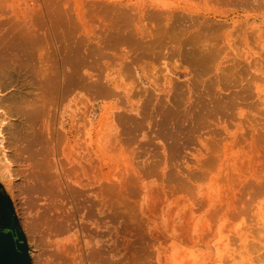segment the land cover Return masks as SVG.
Returning a JSON list of instances; mask_svg holds the SVG:
<instances>
[{
	"label": "rangeland",
	"instance_id": "374dc122",
	"mask_svg": "<svg viewBox=\"0 0 264 264\" xmlns=\"http://www.w3.org/2000/svg\"><path fill=\"white\" fill-rule=\"evenodd\" d=\"M0 45L31 264H264V0H0Z\"/></svg>",
	"mask_w": 264,
	"mask_h": 264
},
{
	"label": "water",
	"instance_id": "95a60500",
	"mask_svg": "<svg viewBox=\"0 0 264 264\" xmlns=\"http://www.w3.org/2000/svg\"><path fill=\"white\" fill-rule=\"evenodd\" d=\"M11 229L17 230L19 241L12 234L0 233V264H31L25 236L14 225H11Z\"/></svg>",
	"mask_w": 264,
	"mask_h": 264
},
{
	"label": "bare ground",
	"instance_id": "6f19581e",
	"mask_svg": "<svg viewBox=\"0 0 264 264\" xmlns=\"http://www.w3.org/2000/svg\"><path fill=\"white\" fill-rule=\"evenodd\" d=\"M5 44H7V43H5ZM3 46H4V45H2V47H1V45H0V56H1V58H0V78H1V81H2V79H3V80L6 79V75H7V74H8V75H7L8 77H9V76H11V77H9V78L7 77V78H8V79H6L7 81L5 80V81H2V82H0V83L3 84V82H5V83H7L8 85H12V84H9V83H12V82L15 81L18 77H17L16 79H14V80L12 79V76L15 75L14 73H16V72H15V71L12 72V70H14V69H13L14 67L10 66L12 62L9 61V60H10L9 58H11V57L6 58L7 56H9V54L5 55L4 52H7V51H6L7 47H3ZM12 46L14 47V45H11V46L9 45L8 48H10V50H11ZM23 49H24V48H23ZM3 54H4V56H3ZM2 56H3L4 58H3ZM10 56H11V55H10ZM5 58H6V59H5ZM7 59H9V60H7ZM11 59H12V58H11ZM7 61H9V62H7ZM199 61H200V59H199ZM200 62H201V61H200ZM7 63H8V65L10 66V69H11V70H10V69L8 70V71H10V73H8V72L6 71L7 68H9V66L7 65ZM204 63H205V62H204ZM204 63H203V64H204ZM200 64H202V62H201ZM6 65H7L8 67H6ZM12 65H13V64H12ZM5 67H6V70H5ZM199 67H200V65H199ZM201 67L203 68V65H201ZM197 68H198V67H197ZM4 70H5V71H4ZM11 72H12V73H11ZM12 74H13V75H12ZM16 74H18V73H16ZM17 76H18V75H17ZM2 77H3V78H2ZM4 77H5V78H4ZM11 79H12L13 81H11ZM20 79H21V78H20ZM17 80H18V79H17ZM8 81H10V82L8 83ZM14 83H15V82H13V84H14ZM1 84H0V86H1V88H2V85H1ZM7 84H5V85L7 86ZM15 84H16V83H15ZM18 84H20L19 81H18ZM3 85H4V84H3ZM16 85H17V84H16ZM3 88H4V86H3ZM25 91L27 92V90H25ZM44 97H45V96H44ZM13 99H14V98H13ZM16 99H17V98H16ZM11 100H12V98H11ZM17 100H18V99H17ZM17 100H16V101H17ZM34 100H35V99H34ZM2 101H3V100H2ZM2 101H1V102H2ZM12 102H13V100H12ZM41 102H42V101H41ZM13 103H14V102H13ZM27 107H28V106H27ZM33 107H34V108H33ZM33 107H32V109H34V110H31V108H30V111H35V110H37V111H35V112L38 114V113H39V111H38L39 107H38V106L36 107V108H38V109H35V106H33ZM27 109H28V108H27ZM40 113H41V111H40ZM28 114L31 115V114L27 111V117H28ZM29 118H30V117H29ZM29 124H30V123H29ZM31 124H32V123H31ZM3 126H4V122H3V124H2L1 127H0V134H1L2 136H3V134H2L3 132H2L1 129H3V128H2ZM11 130H12V129H11ZM12 131H13V130H12ZM33 133H34V132H33ZM1 135H0V136H1ZM35 137H36V139H37L39 136H38V137L35 136ZM35 137H34V138H35ZM40 137H41V135H40ZM40 137H39V138H40ZM42 137H43V136H42ZM44 137H45V136H44ZM39 138H38V139H39ZM2 139H3V138H2ZM34 140H35V139H34ZM39 140H40V139H39ZM37 141H38V140H37ZM38 142H40V141H38ZM3 144H4V143H3ZM3 147H4V146H3ZM37 149H38V148H37ZM4 150H5V149H4ZM5 159H6V157H5ZM5 162L8 163L9 160L6 159Z\"/></svg>",
	"mask_w": 264,
	"mask_h": 264
},
{
	"label": "flooded vegetation",
	"instance_id": "af4514ba",
	"mask_svg": "<svg viewBox=\"0 0 264 264\" xmlns=\"http://www.w3.org/2000/svg\"><path fill=\"white\" fill-rule=\"evenodd\" d=\"M2 192V191H1ZM1 192H0V209H4L3 207H6V211L8 212V211H10V209L9 208H7V207H9V202H6L5 200H7V199H5V197H3V194H1ZM1 212V211H0ZM3 213H5L6 214V212H3ZM4 224L3 223H1L0 222V233H3V234H12L11 232H9V231H7V230H3L2 229V226H3ZM13 237H14V239L15 240H17L16 239V236L13 234Z\"/></svg>",
	"mask_w": 264,
	"mask_h": 264
}]
</instances>
